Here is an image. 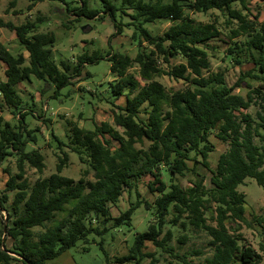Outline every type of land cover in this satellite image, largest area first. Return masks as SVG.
<instances>
[{
  "label": "trees",
  "instance_id": "obj_1",
  "mask_svg": "<svg viewBox=\"0 0 264 264\" xmlns=\"http://www.w3.org/2000/svg\"><path fill=\"white\" fill-rule=\"evenodd\" d=\"M30 1L28 8L40 0ZM251 1L121 0L123 9L133 11L132 21L125 25L134 26L131 38L137 44L136 53L131 57L108 51L106 58L114 75L109 92L115 99L123 97L124 105L110 101L113 126L93 121V128L85 129L67 121L68 142L55 136L61 150L56 155V172L36 178L32 185L26 166L41 173L44 162L38 149L26 150L27 142L35 138L26 129L28 111L18 85L34 77L53 84L57 93L81 76L86 63L100 56L83 53L73 62L56 61L52 32L36 31L35 22L15 25L0 19V27L12 31L27 53L12 55L0 41L5 77L0 79V110L8 108L13 116L19 115L15 124L0 115V161L10 154L16 158L15 173L3 169L8 177L0 192V264H48L78 240L86 241L88 233L104 231L106 221L112 220V227L130 225L139 200L114 218L109 206L125 191H137L144 179L154 195L152 202H145L154 207L153 220L146 231L134 234L128 253L109 264H142L144 259L147 264H261V254L245 244L239 233V224L248 221L244 194L237 189L246 177L264 186V21L259 20V11L252 13ZM14 5L11 0L9 6ZM115 10L106 0L104 12L114 19ZM210 10L219 11L227 26L191 16ZM72 11L79 17L99 16L85 0ZM158 20L169 22L161 34L144 26ZM113 21L116 36L123 24ZM215 41L227 45L225 56L235 65L252 64L231 85L223 72L211 71L209 50ZM175 57L181 61L172 64L170 59ZM134 67L136 74L129 72ZM161 75L182 80L183 85L167 88L156 79ZM247 79L259 83L252 85ZM242 83L245 94L235 92ZM251 106L253 114L246 111ZM213 131L228 148L211 169L207 158L214 149L208 137ZM62 147L87 164L77 180L60 174L68 161ZM198 166L210 171L211 186L204 185L206 175ZM163 171L170 173L168 185L161 178ZM89 172L92 180L86 178ZM186 174L196 179L184 188L176 177ZM58 214L64 215L57 218ZM258 224L264 236V216ZM199 232L204 233V247L211 253L206 254L203 247L180 252L191 234ZM146 242L154 246V252L143 251ZM259 250L264 254V241Z\"/></svg>",
  "mask_w": 264,
  "mask_h": 264
},
{
  "label": "rangeland",
  "instance_id": "obj_2",
  "mask_svg": "<svg viewBox=\"0 0 264 264\" xmlns=\"http://www.w3.org/2000/svg\"><path fill=\"white\" fill-rule=\"evenodd\" d=\"M11 0H0V19L4 22H12L15 25L22 24L26 21L36 23V31L52 32L54 36L53 56L56 61L60 59L73 62L75 57L86 53L91 55L96 53L100 58L92 63H86L83 66L82 74L74 80L73 84L59 89L56 93L53 84L31 77L30 81H24L18 85L19 95L23 107L28 113L24 116L27 131L35 138V141H29L26 150L38 149L43 155L44 168L41 173H37L33 168L26 166V176L29 184L32 185L36 178L48 177L51 173L56 172V155L60 154L58 141L68 142L69 122L76 123L79 127L85 129L93 128V121L96 123L107 122L113 126L112 109L110 101L116 105L123 106L124 98L115 99L109 92V83L114 81V75L110 71V62L106 58V53L120 52L133 57L136 53V43L132 40L134 26L125 25L132 21L130 15L133 13L130 9H123L121 0H107L115 8L114 19L109 13H105L106 0H85L87 7L98 11L97 18H88L77 16L73 13L81 5L82 0H40L31 4L30 0H15L13 7L9 6ZM252 13L259 11V20H264V0H252L249 4ZM69 9V10H68ZM124 11V12H123ZM191 16L196 21L215 22L219 27H226L223 15L217 10H210L207 13H192ZM113 20L123 24L122 33L113 35L115 29ZM59 21V23H57ZM169 22L158 20L144 26L153 34H161ZM225 33V32H224ZM0 41L7 47L12 55H16L23 49L12 31L0 27ZM209 50L211 71L223 72L228 84H233L240 72L246 71L252 67L250 62H244L242 65H235L228 57L225 56L227 45L222 42H211ZM23 52V51H22ZM26 56L27 53L23 52ZM181 58H171L172 64H177ZM162 67H166L161 63ZM4 64L0 62V79L4 77ZM129 72L136 74V68ZM167 88L180 87L182 80L161 75L156 78ZM252 85L259 82L247 79ZM237 88L235 92L245 94L246 88ZM249 113L255 112V107L251 106L247 110ZM0 115L4 120L16 123L19 115L13 116L11 110L5 108L0 110ZM115 127V126H114ZM121 131L120 128H117ZM26 134V132H24ZM108 137V136H107ZM209 142L213 145L212 151L208 153V162L213 169L216 166L218 156L228 148V143L216 137V131L210 133ZM67 152L68 161L66 166L60 171L63 176L71 177L77 180L87 164L80 162L78 155L70 152L69 148L62 147ZM15 155H6L0 161V192L5 186L7 174L3 171L8 168L11 173L16 172ZM200 173L206 175L204 185L209 187L211 173L209 170L198 166ZM92 180V173L86 176ZM162 180L166 185L169 184L170 173L162 172ZM196 175L186 174L184 177L177 176L176 181L184 188L191 186ZM237 189L244 194L245 199V217L247 223H240L239 233L242 235L243 242L251 245L262 257L261 264H264V254L259 250V244L264 241L262 224L258 220L264 216V186H260L253 178L246 177L243 183ZM139 195H138V193ZM137 191L135 188L131 192L125 191L115 205L109 206L110 217L114 218L121 211H125L131 204L138 200L140 204L134 208L131 213L130 225L123 223L112 227V220L104 222L106 229L101 233L90 232L87 240H78L76 244L58 257L48 261V264H109L115 257H121L128 253V247L133 241L135 233H141L147 230L149 223L153 220L154 207L151 204L146 206L145 202H152V195L146 187V179L138 182ZM10 199L13 193H9ZM212 208H209V213ZM4 217L5 213L2 212ZM64 214H58L57 218ZM102 228L103 224L97 222ZM234 226V225H232ZM177 232L175 231V234ZM181 245L180 252H185L195 247H203L206 254L211 251L204 247L206 237L204 233L199 232ZM175 242V241H173ZM155 248L150 242L145 243L144 252H154ZM194 262L199 259L194 258ZM148 259H144L142 264H147ZM134 264V263H126ZM161 264H167L162 261ZM173 264L175 262L173 261Z\"/></svg>",
  "mask_w": 264,
  "mask_h": 264
},
{
  "label": "clouds",
  "instance_id": "obj_3",
  "mask_svg": "<svg viewBox=\"0 0 264 264\" xmlns=\"http://www.w3.org/2000/svg\"><path fill=\"white\" fill-rule=\"evenodd\" d=\"M57 23H59V21H57Z\"/></svg>",
  "mask_w": 264,
  "mask_h": 264
},
{
  "label": "crops",
  "instance_id": "obj_4",
  "mask_svg": "<svg viewBox=\"0 0 264 264\" xmlns=\"http://www.w3.org/2000/svg\"><path fill=\"white\" fill-rule=\"evenodd\" d=\"M262 21H264V20H262Z\"/></svg>",
  "mask_w": 264,
  "mask_h": 264
}]
</instances>
